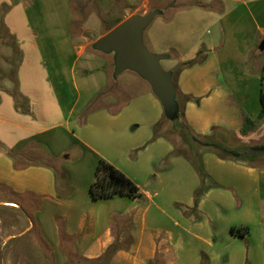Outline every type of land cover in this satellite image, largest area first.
Here are the masks:
<instances>
[{
    "label": "crops",
    "instance_id": "obj_1",
    "mask_svg": "<svg viewBox=\"0 0 264 264\" xmlns=\"http://www.w3.org/2000/svg\"><path fill=\"white\" fill-rule=\"evenodd\" d=\"M39 1L33 14L30 9L34 3L21 8L30 48L23 49L20 70L26 69L32 75L27 87L24 89L19 81L18 89L27 97L30 112L15 109L12 89L0 99V188L14 195L1 201L5 207L20 208L28 214L24 231L37 228L51 264L96 259L114 242L119 250L109 264H152L160 236L145 213L153 195L148 194L144 201L143 193L136 198L116 195L96 200L90 194V185L100 158L139 185L138 180L149 174L157 156L148 154L144 163L130 165V151L139 148L163 118L148 116L146 128L139 132V124L133 125L136 130L130 129L127 118L114 113L110 103L103 101L106 99L100 102L111 86L108 55L113 64L111 76L116 79L121 74L114 75L113 54L102 56L97 49L95 53L88 52L94 41L85 34L89 28H84L82 20L79 33L72 35V0ZM116 1L125 12L106 30L132 14L155 10L163 21L149 34L150 50L176 58L174 67L203 51L204 61L182 69L175 81L178 93L192 98L184 101L182 96H176L175 112L182 111L195 134L211 136L218 128L234 133L241 143L264 141V119L254 130L241 132L243 117L256 118L260 111V91L264 88V49L260 48L264 40V0H184L186 3L174 8H170L174 3L171 0ZM191 2L203 6H191ZM17 7L22 4L13 9ZM95 36L97 40L101 35ZM174 67L163 68L172 74ZM114 83L118 91L128 92L119 82ZM138 93L139 103L150 101L156 105L146 87ZM55 112L58 121L53 118ZM164 115L174 120L165 112ZM192 147L188 151L195 153L216 185L222 180L212 167L232 170L236 172L234 178L237 173L241 177L242 196H254L258 204H264V160H260L264 155L255 160V165H249L221 159L206 148ZM9 151L16 156H10ZM247 185L254 187L255 194H249ZM204 196H211V192ZM202 203L200 198L199 206ZM231 228L234 225H229L227 232L235 235ZM164 233L169 238L173 236L167 230ZM198 239L213 245L210 237Z\"/></svg>",
    "mask_w": 264,
    "mask_h": 264
},
{
    "label": "rangeland",
    "instance_id": "obj_2",
    "mask_svg": "<svg viewBox=\"0 0 264 264\" xmlns=\"http://www.w3.org/2000/svg\"><path fill=\"white\" fill-rule=\"evenodd\" d=\"M13 1L0 0V99L4 93L14 89L15 82L18 87L21 81L25 89L32 75L25 72L26 69L20 70L23 49L30 48L26 37L28 30L24 28L25 17L21 8L25 5L31 7L34 3V7L30 9L33 14L40 1L15 0L16 4L12 5ZM171 1L174 3L170 8L180 7L185 2L184 0ZM18 4H22V7L13 9ZM6 5H10V9L6 10ZM71 11L74 18L73 27L79 29L82 20L84 28H89V30L86 29L85 34L95 43V35L97 33L104 35L107 27L112 26L123 16L125 9L116 0H72ZM8 13L10 18L7 17ZM161 21L163 17L157 16L143 30L142 39L149 50L147 46L149 34ZM80 31H82L81 28ZM88 52H96L94 44L88 48ZM101 55L105 56L104 53ZM202 55L205 57L204 54ZM108 58L112 60L110 55ZM110 60L108 70L111 86L102 95L100 102L106 99L103 101L110 103L109 107L115 111L114 113L127 118L125 122L132 125L130 129L136 130L133 125L139 124L137 130L142 132L146 128L148 116L155 114L159 119L163 118V106L153 94L149 83L136 72L125 70L114 79L111 76L113 64ZM175 62L176 58L164 57L162 65L170 70ZM173 71L174 69L172 80L175 86ZM114 81L119 82V86L127 88L128 92L124 94L118 91ZM144 87L156 100L155 106L150 101L139 103L136 99L139 97L138 91ZM175 91L178 95V91ZM110 98H113L114 102ZM175 111L177 110L173 111L171 117L174 120L165 121L163 125V129L169 131L171 138L154 139L153 132L152 134L150 132V136L145 138L139 148L130 151L128 158L130 161L127 160L131 165L139 161L144 163L148 154L155 153L157 156V161L149 168V174L138 180L143 201L148 194L153 195L145 216L152 229L156 230L160 236L157 254L152 264H264V204H258L254 196H242L244 186L238 173L234 178L236 172L225 169L216 170L212 167L222 180L221 184L216 185L205 167L204 170L208 176L204 180L201 179L193 163L197 162L194 152L190 151L185 155L172 154L176 148L180 152H182L181 149H188L175 131L177 122L174 121L180 120L179 112ZM53 114L54 120L58 121V113ZM261 157L260 160L263 161L264 156ZM246 187L250 188L249 194H255L253 186ZM199 189L203 191L195 202ZM208 191L211 192V196H204ZM13 196L0 188V264H51L44 246L39 241L37 228L28 232L24 231L30 219L28 214L23 213L20 208L5 207L4 202L1 201ZM200 198L203 203L199 206ZM13 199L18 200V198ZM229 225H234L236 229L247 226L248 233L230 235L227 232ZM166 230L172 233L171 238L165 235ZM198 237H201V240L210 237L213 245L199 241ZM73 264L88 263L76 259Z\"/></svg>",
    "mask_w": 264,
    "mask_h": 264
},
{
    "label": "trees",
    "instance_id": "obj_3",
    "mask_svg": "<svg viewBox=\"0 0 264 264\" xmlns=\"http://www.w3.org/2000/svg\"><path fill=\"white\" fill-rule=\"evenodd\" d=\"M14 4H16L15 0L12 2V5ZM190 5L203 6L202 4H199L197 2H192L190 3ZM5 7L6 10L10 9V5H6ZM110 29L106 30L105 33H107ZM71 33L72 35H74L75 33L78 34L79 30L77 28H72ZM202 54L203 51H200L194 59L177 64L173 71L174 81H176L177 76L179 75L182 69L186 67H190L204 60ZM14 86L15 87L11 93L14 98L15 109L24 113H29L30 106L27 97H25L23 94L19 92L17 87V82H15ZM175 88L177 90L176 82H175ZM176 96L177 97L182 96L184 101H188L192 99L191 96L181 95L179 93ZM259 99H260V111L257 117L251 118L248 115H245L243 117V124L241 129V132L243 134L248 133L251 130H254L255 127H257L258 123L262 119H264V88H262L260 91ZM178 112L180 114L179 115L180 120L174 121L177 122L175 123V126L177 127V130L175 131H177L178 135L182 139L185 146L187 145L188 149L189 146L192 147V145L200 148H206L214 152L221 159L246 162L249 165H255V160L258 159L261 155H264V141H262L261 143H254V144H243V143L240 144L234 133L223 131L218 128H214L211 136L197 135L193 132V130L184 120L182 111L178 110ZM167 120H168L167 116L164 115L163 119L160 120L154 126V132H153L154 139L159 137L169 139L170 137L169 131L163 129V125ZM230 142H234L239 145H230L229 144ZM0 147L2 148L1 143H0ZM191 147L189 150L193 148ZM188 149L187 150L181 149L182 152H180V150L176 148L172 154L185 155L187 152H189ZM9 154L10 156L14 157L16 156L17 153L9 151ZM193 163L195 164L196 169L201 176V179L202 180L206 179L207 174L204 171L202 164L199 161ZM202 191H203L202 189L198 190L195 202H197V199L198 197H200V194H202ZM90 194L93 199L97 200V199L114 197L116 195L136 198L140 196L141 192L138 185L134 181H132L125 173H123L120 169L115 167L107 160L100 158L95 171V179L90 185ZM231 232L234 234L237 233V234L245 235L248 233V227L245 226L240 229L231 228ZM118 250H119V246L117 245L116 242H114L105 250L103 255H101L100 257L96 259L84 260V261H86V263L88 264H109L113 255Z\"/></svg>",
    "mask_w": 264,
    "mask_h": 264
},
{
    "label": "water",
    "instance_id": "obj_4",
    "mask_svg": "<svg viewBox=\"0 0 264 264\" xmlns=\"http://www.w3.org/2000/svg\"><path fill=\"white\" fill-rule=\"evenodd\" d=\"M157 15L158 11L155 10L143 15L132 14L98 37L94 47L103 53L113 54L114 75L130 70L147 81L165 114L172 117L176 108L172 74L162 66L164 56L152 53L142 39L143 30ZM260 48L264 49V40Z\"/></svg>",
    "mask_w": 264,
    "mask_h": 264
}]
</instances>
